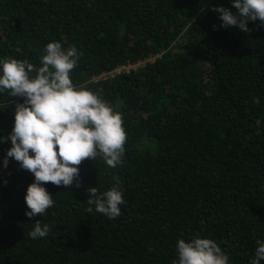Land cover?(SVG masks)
<instances>
[{
	"label": "trees",
	"instance_id": "1",
	"mask_svg": "<svg viewBox=\"0 0 264 264\" xmlns=\"http://www.w3.org/2000/svg\"><path fill=\"white\" fill-rule=\"evenodd\" d=\"M213 7L238 12L233 0H0V57L39 67L48 43L76 46L73 82L127 133L122 165L85 159L80 187L45 184L54 206L33 218L34 175L13 158L5 169L11 142L0 144V264H173L177 241L196 235L250 264L264 241V26L221 27ZM17 103L0 94V137ZM117 180L121 215L88 213V189ZM37 221L51 231L34 240Z\"/></svg>",
	"mask_w": 264,
	"mask_h": 264
},
{
	"label": "clouds",
	"instance_id": "2",
	"mask_svg": "<svg viewBox=\"0 0 264 264\" xmlns=\"http://www.w3.org/2000/svg\"><path fill=\"white\" fill-rule=\"evenodd\" d=\"M233 7L236 14L213 7L221 27L236 26L248 32V24L257 20L264 26V0H233ZM82 56L76 46L65 49L56 41L44 48L39 67L26 59L0 57V94L8 91L11 97L23 98V103L16 104L11 134L0 137V144L11 142L3 167L6 169L13 158L34 175L25 195L29 218L45 216L54 206L45 184L72 186L80 178L78 166L85 159L96 161L99 157L111 168L123 163L127 133L122 114L98 92L76 85L71 78ZM88 193V213L95 211L109 219L121 215L126 201L119 180L106 191L91 187ZM50 231L47 223L37 221L29 236L41 239ZM257 245L250 264L264 261V241L258 240ZM176 253L178 259L173 264H230L229 255L218 243L199 235L188 241L179 239Z\"/></svg>",
	"mask_w": 264,
	"mask_h": 264
},
{
	"label": "built area",
	"instance_id": "3",
	"mask_svg": "<svg viewBox=\"0 0 264 264\" xmlns=\"http://www.w3.org/2000/svg\"><path fill=\"white\" fill-rule=\"evenodd\" d=\"M140 65L141 64H139L137 66L139 67ZM131 67H134V66L120 68V69L116 70L114 73H112L111 75L114 76L115 74H121L122 72H130L131 70H129V68H131Z\"/></svg>",
	"mask_w": 264,
	"mask_h": 264
},
{
	"label": "rangeland",
	"instance_id": "4",
	"mask_svg": "<svg viewBox=\"0 0 264 264\" xmlns=\"http://www.w3.org/2000/svg\"><path fill=\"white\" fill-rule=\"evenodd\" d=\"M151 62H153V60ZM140 66H143V64H141ZM136 68H138V66L131 67L129 68V70H135Z\"/></svg>",
	"mask_w": 264,
	"mask_h": 264
}]
</instances>
